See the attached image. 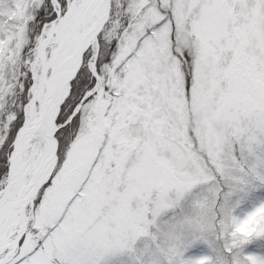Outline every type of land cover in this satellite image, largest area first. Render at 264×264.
I'll return each mask as SVG.
<instances>
[{"label": "snow or ice", "instance_id": "snow-or-ice-1", "mask_svg": "<svg viewBox=\"0 0 264 264\" xmlns=\"http://www.w3.org/2000/svg\"><path fill=\"white\" fill-rule=\"evenodd\" d=\"M0 264H264V0H0Z\"/></svg>", "mask_w": 264, "mask_h": 264}]
</instances>
